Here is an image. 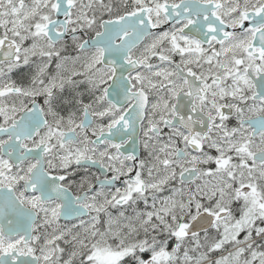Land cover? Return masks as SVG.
<instances>
[{"label": "snow or ice", "instance_id": "1", "mask_svg": "<svg viewBox=\"0 0 264 264\" xmlns=\"http://www.w3.org/2000/svg\"><path fill=\"white\" fill-rule=\"evenodd\" d=\"M0 264H264V0H0Z\"/></svg>", "mask_w": 264, "mask_h": 264}, {"label": "flooded vegetation", "instance_id": "2", "mask_svg": "<svg viewBox=\"0 0 264 264\" xmlns=\"http://www.w3.org/2000/svg\"><path fill=\"white\" fill-rule=\"evenodd\" d=\"M61 19H62V17H61ZM176 59H178V57ZM128 147L130 148V146H128ZM138 152H140V155L143 156L142 149L138 148ZM213 154H215V153H213ZM92 171H95V169H92Z\"/></svg>", "mask_w": 264, "mask_h": 264}]
</instances>
